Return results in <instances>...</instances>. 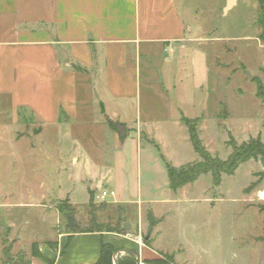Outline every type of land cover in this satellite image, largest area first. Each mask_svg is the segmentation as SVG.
<instances>
[{"label":"rangeland","instance_id":"obj_1","mask_svg":"<svg viewBox=\"0 0 264 264\" xmlns=\"http://www.w3.org/2000/svg\"><path fill=\"white\" fill-rule=\"evenodd\" d=\"M232 1L226 7L228 0H178L188 30L185 40L167 52L153 48L148 57L141 48L140 94L126 120L145 123L143 129L150 137L139 133L138 141L129 130L123 140L115 138L113 131L103 127L105 116L93 100L87 108L79 104L75 118L63 114L61 128L40 138L35 137L38 123L27 112L21 114L19 125L6 123L5 132L0 133V264L30 260L32 243L56 249L59 234L75 231L67 224L69 218L80 230L137 233L143 243L150 236L147 225L152 212L143 204L138 216L136 201L151 199L157 202L152 205L154 213L168 212L161 225L170 235L167 241L178 245L180 238L187 240L193 249L191 258L196 256L197 245L209 250L219 264H236L235 253L242 258L237 248L243 239L259 233L253 208H263L252 194L264 199L258 192L264 187L263 176L258 174L264 163L241 164L233 175H222L218 187L212 185L210 174H204L174 193L167 187L159 157L162 154L173 167L200 160L182 117L202 118L199 139L222 161L231 153L230 138L239 145L258 137L264 144V104L256 97L254 82L259 80L264 88V42L260 40L264 0ZM149 65L157 75L152 86L144 80ZM82 96L92 99L78 87V97ZM151 142L158 144L159 152ZM71 155L86 156L90 165L81 164L82 160L71 162ZM90 167L114 176L117 197L132 204L116 206L108 197L93 200L89 208L83 177ZM90 188L94 196L98 194L95 181ZM71 242L69 237L64 239L62 249ZM171 262L168 255L159 261Z\"/></svg>","mask_w":264,"mask_h":264},{"label":"crops","instance_id":"obj_2","mask_svg":"<svg viewBox=\"0 0 264 264\" xmlns=\"http://www.w3.org/2000/svg\"><path fill=\"white\" fill-rule=\"evenodd\" d=\"M187 31L178 0H0V133L5 132L6 123L19 125L23 112L29 113L38 123L35 137L55 133L61 128L63 114L68 119L75 118L78 105L87 108L93 100L99 114L105 116L103 127L113 131L115 138L121 139L112 127L114 124L125 128L124 138L129 130L137 134L138 141L139 133L150 137L143 129L145 123L126 120L132 115L134 101L140 94L141 48L146 57L153 55V48L169 50L185 40ZM156 76L149 65L145 70V82L152 86L157 82ZM78 87L92 99L79 98ZM79 160L81 164L90 165L86 156L70 157L76 164ZM250 161L262 164L264 157ZM259 173L264 179V169ZM83 181L88 197L95 181L99 190L109 188L114 192L110 204H132L117 197L113 189L114 176L102 174L98 167H90ZM258 192L264 194V187ZM253 194L257 205L263 208L261 211L253 208L259 218V233L243 239L237 252L241 249L244 255L240 259L239 253H235L236 264H264V199L257 200L256 192ZM138 196L141 195L138 193ZM68 203L74 209L70 199ZM136 203L138 216L141 206L147 204L156 222L151 229L148 223L151 232L143 243L137 233L118 235L80 230L76 226L72 228L75 231L58 235L56 249H50L46 243H32L37 245L41 258L30 257L31 264H42L44 260L50 264H94L102 243L109 244L117 252L136 253L141 264L160 261L165 255L172 258L171 264H219L203 245H197L196 256L191 258L193 249L187 240L180 238L178 245L169 243V233L161 229L168 212L154 213L152 205L156 201ZM55 214L58 217V212ZM193 231L198 233L199 228ZM67 237L72 242L62 249ZM122 255L125 254L119 253L117 257ZM228 256L232 257V253Z\"/></svg>","mask_w":264,"mask_h":264},{"label":"trees","instance_id":"obj_3","mask_svg":"<svg viewBox=\"0 0 264 264\" xmlns=\"http://www.w3.org/2000/svg\"><path fill=\"white\" fill-rule=\"evenodd\" d=\"M263 17V16H262ZM261 22V35L260 40L264 42V18ZM256 83V97L260 99L264 104V88L259 80H254ZM202 118L188 119L181 118L182 124L186 127L189 142L192 150L199 157V161L193 162L187 165L179 167H173L165 162L163 156L159 154L161 161L164 163V167L168 179V187L172 192L194 183L201 175L210 174L212 177V185L218 187L221 183V176H231L237 170V168L250 160H257L259 157H264V144L257 138H250L246 142L237 144L232 138L227 142V145L231 148V153L224 161L213 157L206 148L202 145L198 136V126ZM152 146L159 152L158 146L151 142ZM93 194L89 192L88 207L92 208ZM149 228L151 229L155 225V220L152 215H148ZM74 230V229H72ZM76 230V229H75ZM85 231H98L95 229H89ZM116 252L109 244H101L100 252L97 261L94 264H112L113 254ZM30 257L41 258L37 245L32 244L30 249ZM47 263V260H44ZM20 264H31L30 260L20 261ZM117 264H136V260L133 256L125 255L117 259ZM150 264H161L159 261H155Z\"/></svg>","mask_w":264,"mask_h":264},{"label":"water","instance_id":"obj_4","mask_svg":"<svg viewBox=\"0 0 264 264\" xmlns=\"http://www.w3.org/2000/svg\"><path fill=\"white\" fill-rule=\"evenodd\" d=\"M232 0H228V3H227V6L226 7H229L231 4H232ZM113 129L116 130L119 134V136L121 138H124L125 137V134H126V131H125V128L122 126V125H119V124H114L113 126ZM67 224L70 228H76L77 224L74 223V219L73 218H69L68 221H67ZM119 253H123L125 255H129V256H133L136 260V264H141L140 263V260H139V257L136 253L132 252V251H129V250H121L120 252H115L113 254V257H112V261H113V264H117V255Z\"/></svg>","mask_w":264,"mask_h":264},{"label":"built area","instance_id":"obj_5","mask_svg":"<svg viewBox=\"0 0 264 264\" xmlns=\"http://www.w3.org/2000/svg\"><path fill=\"white\" fill-rule=\"evenodd\" d=\"M113 196H114V192L111 190H99L97 195L95 196L93 195V200L104 201L106 198L113 197ZM138 244H139V241H138Z\"/></svg>","mask_w":264,"mask_h":264}]
</instances>
